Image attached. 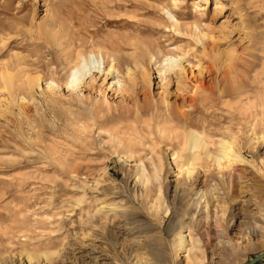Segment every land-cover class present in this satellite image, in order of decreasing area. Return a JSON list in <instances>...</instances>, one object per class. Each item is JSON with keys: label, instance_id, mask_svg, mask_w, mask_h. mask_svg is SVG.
I'll use <instances>...</instances> for the list:
<instances>
[{"label": "rangeland", "instance_id": "obj_1", "mask_svg": "<svg viewBox=\"0 0 264 264\" xmlns=\"http://www.w3.org/2000/svg\"><path fill=\"white\" fill-rule=\"evenodd\" d=\"M99 47L126 92H69V53ZM0 79V264H192L182 231L195 264L264 254V0H0Z\"/></svg>", "mask_w": 264, "mask_h": 264}, {"label": "bare ground", "instance_id": "obj_2", "mask_svg": "<svg viewBox=\"0 0 264 264\" xmlns=\"http://www.w3.org/2000/svg\"><path fill=\"white\" fill-rule=\"evenodd\" d=\"M61 24H62L61 21H58L56 23V25H59V26H61ZM249 28L250 27H248V30H249ZM79 33H81V32L79 31ZM76 34L77 33H74L75 37H77ZM252 35L253 34H251V36ZM71 40L73 41V39H71ZM72 43H73V45H75V41H73ZM103 54H104V56H103ZM114 57L115 56L111 55L110 52H108V50H105L104 48H101V47H99L98 50H92L89 52H86L83 50H79L77 52L72 51L71 54L69 53V55L65 61V62H67L66 63L67 66L65 65L67 68L66 70H68V76H67V80L65 83V87L68 89L69 92H74V91L78 90L82 84H84L86 86L90 85L91 82H94V79L96 78L97 75L103 74L104 76H106L104 80H107L108 77L113 76L115 73H117V78H115V80L112 82V85H114L113 87L118 86L119 91H121L123 93L126 92L124 86L122 85V81L118 77V75H119V73H118L119 72V69H118L119 62H117V59ZM183 59H184L183 57L181 59H177V60H174L172 58L166 59V61L170 63V66L168 67L167 72H169V74L173 73V75L177 74L176 70L178 68L180 70H177V71L185 72V68H183V64H182ZM6 72H7V70L5 71V73ZM11 77L12 76H10V74H8V75L3 74L1 76V79L3 81L5 89H9V91H11L13 89V86H14L13 81L15 80L14 78H13L14 79L13 80ZM88 80H90L89 83H88ZM27 81H28V79H27ZM40 81H41V78H39V77H35V78H31V79L29 78V81L27 84L31 89H33L35 87H39ZM56 81L57 80H54V79H50V80L46 81V85H47L48 89H50V91H52V92H54L56 89L60 88V85L58 83H56ZM197 91H199L198 87H197ZM190 115L191 114H189L188 112H175L174 117L171 118L172 124H174V127H176V128H179V125L183 124L184 130L191 129V127L193 125L190 122V118H189ZM193 121H195V120H193ZM195 128H197V127H195ZM174 131H175V129H174ZM224 146L225 147H224L223 151H221L222 152L221 153V159L217 163L218 168L220 170L222 169V167L224 168V166L222 164L223 160H225L226 163L228 164L226 169L231 167V166H234L235 163L243 162L240 155L235 150L234 144H232V143L228 144V142H227V143H225ZM195 148H198V147L195 146ZM184 167L185 166L179 167V170L182 171L184 169ZM197 168L198 167H197L196 161L194 159V160H192L191 164L188 165L186 168V172L188 174V177L191 176L192 173H194ZM179 174H181V173H179ZM180 198H181V201H183V193L180 196ZM183 227H182V230L184 229ZM225 239H226V237H225ZM221 240L223 241V239H221ZM192 241L193 240L191 239L190 235L185 236L183 231H182L179 233V242L177 244V248H178V250H182V249H184L186 244L189 243L188 245H191L190 246L191 248L189 249V251L187 250V252H188V254H187L188 256L186 255V257L188 259L187 262L191 261L192 264H195V261L200 260V258L197 254H195V253L192 254L193 251H196V250H194L195 247H194V245H192L193 244ZM221 243H223V242H218L219 245ZM226 245H228L229 248H234L231 241H229V240L226 242ZM187 247H185V248L187 249ZM200 264H202V261L200 262Z\"/></svg>", "mask_w": 264, "mask_h": 264}, {"label": "water", "instance_id": "obj_3", "mask_svg": "<svg viewBox=\"0 0 264 264\" xmlns=\"http://www.w3.org/2000/svg\"><path fill=\"white\" fill-rule=\"evenodd\" d=\"M263 257H264V254H263V255H260V256H258V257H256L253 261H251L250 264H253V263L259 261V260L262 259Z\"/></svg>", "mask_w": 264, "mask_h": 264}]
</instances>
